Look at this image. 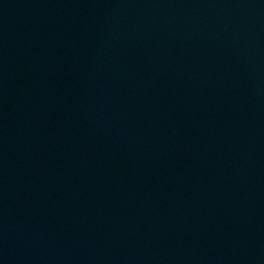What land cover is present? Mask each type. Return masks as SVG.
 <instances>
[{
  "label": "water",
  "instance_id": "obj_1",
  "mask_svg": "<svg viewBox=\"0 0 264 264\" xmlns=\"http://www.w3.org/2000/svg\"><path fill=\"white\" fill-rule=\"evenodd\" d=\"M0 264H264V0H0Z\"/></svg>",
  "mask_w": 264,
  "mask_h": 264
}]
</instances>
